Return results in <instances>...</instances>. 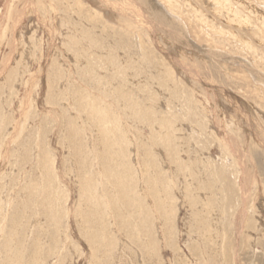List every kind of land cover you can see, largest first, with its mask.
I'll list each match as a JSON object with an SVG mask.
<instances>
[{
  "label": "rangeland",
  "instance_id": "1",
  "mask_svg": "<svg viewBox=\"0 0 264 264\" xmlns=\"http://www.w3.org/2000/svg\"><path fill=\"white\" fill-rule=\"evenodd\" d=\"M0 264H264V0H0Z\"/></svg>",
  "mask_w": 264,
  "mask_h": 264
},
{
  "label": "bare ground",
  "instance_id": "2",
  "mask_svg": "<svg viewBox=\"0 0 264 264\" xmlns=\"http://www.w3.org/2000/svg\"><path fill=\"white\" fill-rule=\"evenodd\" d=\"M171 1V0H170ZM175 1V0H174ZM166 4H168V3H166ZM130 65V64H129ZM151 73V72H150ZM186 110V109H185ZM139 111V110H138ZM140 112V111H139ZM144 115V114H143ZM146 115H147V113H146ZM132 118H133V116H132ZM153 121V120H152ZM119 127V126H118ZM178 129V128H177ZM178 131V130H177ZM170 132H171V130H170ZM198 132V131H197ZM131 134V133H130ZM172 134V133H171ZM173 135V134H172ZM171 135V136H172ZM178 135V134H177ZM114 140V139H113ZM174 146V145H173ZM111 158V157H110ZM43 162V161H42ZM175 163V162H174ZM178 166V165H177ZM179 167V166H178ZM26 184V183H25ZM84 184V183H83ZM87 185V184H86ZM43 189V188H42ZM124 193V192H123ZM163 199V198H162ZM161 201V200H160ZM13 241V240H12ZM35 246V245H34ZM48 249V248H47ZM35 250V249H34ZM36 254V253H35ZM31 255V254H30ZM46 262V261H45Z\"/></svg>",
  "mask_w": 264,
  "mask_h": 264
}]
</instances>
